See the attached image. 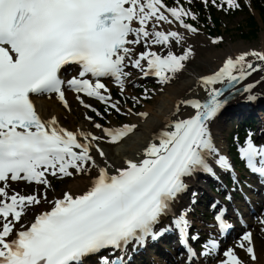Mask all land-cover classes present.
I'll return each instance as SVG.
<instances>
[{"label": "snow or ice", "instance_id": "1", "mask_svg": "<svg viewBox=\"0 0 264 264\" xmlns=\"http://www.w3.org/2000/svg\"><path fill=\"white\" fill-rule=\"evenodd\" d=\"M203 3L224 12L242 7L240 0ZM185 17L197 20L181 0L172 6L167 0H0V264H85L93 256L98 264H125L129 249L171 230L186 246L189 264L215 250L211 238L199 253L191 246L189 241H198L199 234L190 235L189 209L178 204L197 173L215 177L214 166L232 168L214 143L210 124L235 94L256 99V87L264 84V49L228 55L211 75L201 76L207 99L178 102L171 121L154 137L158 143H149L141 160L128 159L114 173L99 141L107 137L115 143L135 125L113 129L86 116L102 135L69 131L54 116L42 119L29 98L55 93L67 108L66 85L102 102L104 112L120 113V102L112 100L102 79L110 78L121 93L132 75L129 69L167 83L185 68L192 50L182 47L186 37L180 31L163 26L197 32ZM176 45H181L180 54L174 51ZM70 63L79 66L78 74L62 79V67ZM254 74L259 78L252 79ZM76 98L97 117L103 115ZM132 100L138 102L135 96ZM181 104L193 112L184 117ZM252 135L248 133L239 155L253 173L264 177V144L257 145ZM76 173H96L86 191L48 198V175ZM17 181L34 182L45 191L21 194L10 187ZM192 197L195 202L196 193ZM45 204L49 209L41 211ZM166 217L171 222L162 226ZM215 223L221 231L230 227L222 214L215 215ZM237 246L257 260L251 232ZM223 257L218 264H245L233 247Z\"/></svg>", "mask_w": 264, "mask_h": 264}, {"label": "bare ground", "instance_id": "2", "mask_svg": "<svg viewBox=\"0 0 264 264\" xmlns=\"http://www.w3.org/2000/svg\"><path fill=\"white\" fill-rule=\"evenodd\" d=\"M244 50L246 49L242 43L235 42L229 45V47L224 51H214L209 54H205L201 56V58L197 62L189 63V74L185 75L183 80L166 86L163 93L157 94L155 105L148 107L145 110L146 113H148V117L146 118V120L143 121L140 117L131 118L133 124L136 125V128L133 131L132 135L121 142L113 143L117 144L116 146H112L113 144H111L105 138L100 140L99 146L106 153L108 164L111 166L109 169L110 172H115L116 167L125 166L124 161L128 159L135 160L136 155L139 158H142L144 155V149L149 143H158V141L154 140V137L157 136L158 130L166 125L168 123V120H171L173 118V114L174 112H176L175 105L180 101L194 97L197 93L198 95H200L201 92L198 84L196 83L197 78L202 76V74L208 73L209 70L214 69L219 62L218 60L222 59L227 54ZM258 78L259 74H256L252 77V79ZM255 90L257 92H264V84L258 85ZM68 96V105L70 107L71 113V106L74 102V98L72 95ZM34 101L37 107V112L42 119L47 120L51 119L54 116L56 117L59 127H63L69 131L74 132L73 125L77 121H79L78 118L75 117L73 120H71L70 115H63L56 102L38 99H34ZM70 102L72 103L70 104ZM184 107L180 106V109L181 112H184V117H187V115L192 113L193 110L186 107L184 109ZM211 127L212 132L214 131L216 136L217 134L220 135V133H222L224 130V126L218 123H213ZM78 131L92 132L93 134L98 136L102 135L100 130H95L94 128L89 127V125L80 128ZM80 139H82V137ZM96 156L98 160L103 159L100 158L98 154H96ZM101 166H103V164H101ZM95 174L96 173H93L92 176L89 177H85V175H82V177L79 178L75 177L74 182H71V185H69L67 191L74 194H82L90 187V181L92 178H94ZM47 209H49V205L44 208V210ZM254 244L256 256H258V259H262L264 244L260 241L254 242ZM241 259L245 262L250 261V257H248L247 259H244L242 257Z\"/></svg>", "mask_w": 264, "mask_h": 264}, {"label": "rangeland", "instance_id": "3", "mask_svg": "<svg viewBox=\"0 0 264 264\" xmlns=\"http://www.w3.org/2000/svg\"><path fill=\"white\" fill-rule=\"evenodd\" d=\"M246 17H247L246 15L241 14V15L237 16L236 18H233V19H224V18L223 19H224V22L228 26H230V27H232L234 29V27H237L238 24H242ZM233 35H234L233 33H231V35H230V33L225 34V36L227 37L226 43H224V45L222 47L218 48V49H216V48L215 49H212V48L210 49L208 46H205V44H206L205 43L203 45L204 48H205L204 52H210V51L211 52H214V51L220 52V50L224 51V49H226L228 47V45L231 44V42H227V41H231V40H235L234 42H236V41L240 42V43L244 44L245 46L260 45L261 44V38H263V36H264V27L262 28V26H261V33L259 34V38H258V40L256 42L246 43V42L238 41L237 38H233ZM196 41L198 43H202L204 40H202V38L199 37V38H197ZM154 105H155V103L152 102V103H150L149 106L151 107V106H154ZM62 114L65 115L64 113H62ZM71 120H73V118H71ZM75 125L76 124H74L73 126H75ZM77 126H79V125H76L75 127H77ZM71 182L72 181H70V183L62 184V187L59 189L58 193L55 194V195H51V193H48L49 194L48 197L49 198H52L53 196L59 197L61 195V193L64 192V190H66L69 187V185H71ZM40 209H42V208H40Z\"/></svg>", "mask_w": 264, "mask_h": 264}, {"label": "trees", "instance_id": "4", "mask_svg": "<svg viewBox=\"0 0 264 264\" xmlns=\"http://www.w3.org/2000/svg\"><path fill=\"white\" fill-rule=\"evenodd\" d=\"M262 13H264L261 9H259Z\"/></svg>", "mask_w": 264, "mask_h": 264}]
</instances>
